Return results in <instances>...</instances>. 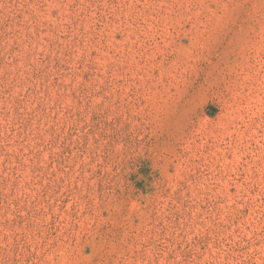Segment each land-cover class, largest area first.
Instances as JSON below:
<instances>
[{
    "label": "rangeland",
    "instance_id": "rangeland-1",
    "mask_svg": "<svg viewBox=\"0 0 264 264\" xmlns=\"http://www.w3.org/2000/svg\"><path fill=\"white\" fill-rule=\"evenodd\" d=\"M0 264H264V0H0Z\"/></svg>",
    "mask_w": 264,
    "mask_h": 264
}]
</instances>
